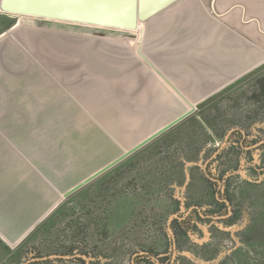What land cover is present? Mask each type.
I'll return each mask as SVG.
<instances>
[{
	"label": "rangeland",
	"instance_id": "374dc122",
	"mask_svg": "<svg viewBox=\"0 0 264 264\" xmlns=\"http://www.w3.org/2000/svg\"><path fill=\"white\" fill-rule=\"evenodd\" d=\"M215 3L219 8H210ZM7 13L0 14V138H8L16 164L40 169L46 190L42 205L32 209V217L35 212L40 217L14 254L0 241V264H24L31 252L43 249L44 236L69 246L77 222L101 232L103 253L106 219L110 264H130V252L140 242H153L165 260L173 255L167 226L172 211L194 204L219 209V190L205 176V162L223 180L221 191L231 199L233 214L202 220L187 232L174 224V264H264V145L227 143L212 156L232 127L219 130L220 139L196 125H190L186 141L178 130L162 138L179 122L71 195L62 194L191 108L186 97L196 102L187 117L218 112L206 107L210 101L225 111V127L244 125L243 145L263 139L264 89L258 88L264 86V0H183L142 23V34L140 28ZM139 51L186 97L157 74L160 80ZM241 57L249 59L242 63ZM187 71L206 75L182 82ZM201 83L212 86L202 93L196 89ZM223 124L217 122V128ZM187 140L200 149L188 152ZM185 156L193 159L181 173L176 164ZM35 185L32 192L39 193Z\"/></svg>",
	"mask_w": 264,
	"mask_h": 264
},
{
	"label": "water",
	"instance_id": "95a60500",
	"mask_svg": "<svg viewBox=\"0 0 264 264\" xmlns=\"http://www.w3.org/2000/svg\"><path fill=\"white\" fill-rule=\"evenodd\" d=\"M177 1L179 0H0V12H9L14 15L29 14L40 19L66 20L71 23H83L86 25H104L110 28L130 31L136 29L138 23L151 19ZM194 110L195 106H191V108L183 111L129 149L124 150L119 156L68 188L63 192V196L71 195L128 155L136 152L181 122ZM232 130L233 128L226 133L221 145L212 156L216 155L226 145V140ZM263 141L261 140L259 143ZM256 145L258 144L254 146ZM205 165L206 162L203 165L204 170ZM229 214L230 210L227 215ZM172 217L173 215L170 216L168 224ZM169 231L172 233L170 228Z\"/></svg>",
	"mask_w": 264,
	"mask_h": 264
},
{
	"label": "flooded vegetation",
	"instance_id": "af4514ba",
	"mask_svg": "<svg viewBox=\"0 0 264 264\" xmlns=\"http://www.w3.org/2000/svg\"><path fill=\"white\" fill-rule=\"evenodd\" d=\"M4 13V12H0ZM8 14V13H7ZM235 128L230 132V134L234 131ZM241 132V147H245L247 149H259L261 146L264 145V141L259 143L261 140L255 141L254 143L244 144V133ZM229 134V136H230ZM228 136V137H229ZM228 140V138H227ZM226 140V144H227ZM255 144H258L254 146ZM261 145V146H260ZM224 147V146H223ZM222 147V148H223ZM221 148V149H222ZM205 176L208 177L214 185L217 186L218 193H216L215 201L220 206L221 203H224L226 206L225 213L220 215L221 212L219 209L211 210V209H204L199 204H194L188 207L187 211L184 212H174L169 215L168 220L171 215H173L170 223L167 226L168 230L171 229V249L174 255V249L176 246L175 242V226L174 224L180 223L182 228L193 229L199 228L197 222H200L205 219H228L232 214L231 208V199L227 196L224 191H221V181L217 178L216 174L208 173L205 165ZM75 207H81L77 204H73ZM230 214L227 215L229 213ZM218 213V214H216ZM227 215V216H226ZM81 217H77L75 220L78 221ZM75 230L72 234V240L70 241V245L67 246L63 239H50L47 236H44L43 240V249L39 252H31L27 259L24 261V264H110V257L105 255V251L110 249V236H109V221L108 219L105 220L103 225V253L100 251L101 247H98L99 241L98 238L101 236V232H94L93 230H85L86 227L81 225L79 222L75 224ZM191 227V228H189ZM135 240L138 239L135 237ZM140 240V239H139ZM139 242V241H138ZM143 245L141 242L137 245L135 244L133 247L134 249L130 252V264H144L145 260L151 261L155 264H174V257L167 259H163L161 256L162 254H157L154 250V245ZM108 262V263H106Z\"/></svg>",
	"mask_w": 264,
	"mask_h": 264
},
{
	"label": "crops",
	"instance_id": "0c3cea01",
	"mask_svg": "<svg viewBox=\"0 0 264 264\" xmlns=\"http://www.w3.org/2000/svg\"><path fill=\"white\" fill-rule=\"evenodd\" d=\"M182 1L183 0L177 1L173 5H171L164 11H162L161 13L152 17L151 19L145 22L139 23L137 28H140V30L139 29H136V30L141 31V34H142V30H141L142 23H146L148 21L153 20L154 18H156L157 16H159L166 10L172 8L173 6L179 4ZM211 6H214L215 9L219 8V5L216 3L210 4V8ZM93 26L107 27V26H101V25H93ZM140 35H138L139 36L138 39H140ZM260 41L262 42V44H264L263 39H260ZM245 45L249 47V45L247 44ZM140 53L150 63V65H152L153 69L156 70V73H155L154 72L155 70L153 71L149 68L157 77H158L157 74H161L165 76L169 81H171V79L162 70H160L156 65H154V63L151 60H149L142 52ZM262 55L263 54L259 52L258 56H262ZM253 57H255L254 54L251 55L250 58H253ZM246 59H249V58L241 57L240 61L244 63ZM204 61L205 60H203V62ZM238 61L239 59L236 58L234 62H238ZM230 63L232 64V62ZM217 67L220 68L219 65H217ZM205 75H202V76L204 77ZM201 77H199V75L197 76L196 72L190 73V71H187L184 76H180L179 78L183 82L188 79L201 80L202 79ZM212 77H216V76L212 75ZM164 78H162V80L165 83V86L169 90L172 89V86L168 82H166ZM203 80H205V78H203ZM172 84L174 86V91L176 92V95L178 94L180 96L186 97L185 93L174 82H172ZM201 84L202 85L196 84L197 86L196 89L201 90L202 93L204 92L206 93L208 88L212 86V85L206 86L203 83ZM195 93H199V91ZM187 94L190 95V93H187ZM186 98L189 99L190 100L189 102H191L190 104H193V106H195L196 108V102H192L193 100H191L188 97ZM7 139L8 138H5L3 135L0 138V241L2 242V244L7 246L6 248H11L13 250L12 254H14V248H16L24 240V238L27 236V234L31 230L32 225H34V223H36L37 219L40 217V215L36 216L37 214L36 212L33 213L34 217H32V209L38 208L42 205L41 200L43 201L42 196L43 194H45L46 182L45 180H42L41 174H39L40 169L32 168L29 164L28 165L16 164L14 149L13 147H11L12 151L9 150V143ZM22 159L24 161L27 160L24 157ZM32 184H36L40 190L43 188L44 192H40V190H39V193L32 192V189H31ZM46 212H47V209L43 212V215Z\"/></svg>",
	"mask_w": 264,
	"mask_h": 264
},
{
	"label": "trees",
	"instance_id": "16d2710c",
	"mask_svg": "<svg viewBox=\"0 0 264 264\" xmlns=\"http://www.w3.org/2000/svg\"><path fill=\"white\" fill-rule=\"evenodd\" d=\"M260 89H261V92H262V90L264 89V86L262 88H258V90H260ZM262 93H264V92H262ZM208 103L209 104L206 107H209L210 105H212V108L213 109L217 108L218 112H216V113L215 112L214 113L208 112L207 115L202 116V117H200V116L199 117H196L195 116L194 117L195 118L194 119L195 121L192 119V117H186L178 125H176L175 127H173L171 130L167 131V133H165V135H162V138L165 137V136H167V135H169V134H171V133H173L175 130H178L179 132L180 131H184L182 133L183 136H180L179 138L186 141L185 137L189 138L191 136V135L188 134V133H190V129H189L190 125H193V126L196 125V127L200 128L201 130L203 129V131H205L208 134L209 138H210V135H212L211 138L220 139V135L218 134L220 131H221V134H222V131H224V129L226 131L230 127H232V128L235 127L234 131L228 137L227 143L228 144L229 143L230 144H235L237 147L238 146L241 147L240 141H241V136L242 135H241V132L240 131H241L242 127H244V125H242V124H239L238 125V123L233 122V123H231L230 126L227 125L225 127L224 124L222 123L223 122L222 120L224 118L223 117V114H224L225 111H222L223 113H220L219 112V107H217L218 106L217 104L214 105L213 103H210V101ZM217 122H218V124H223L222 127L217 128L218 127L217 126ZM165 138H167V137H165ZM192 144L193 143H191L190 141L187 140L186 147L188 149V152H192L194 150L195 151H198L200 149L199 147H195ZM195 148L198 149V150H196ZM160 152L161 151H158V153H160ZM184 158H186V159H184ZM184 158H182V159L180 158V163H177L176 164L177 170H179L181 173H183L184 165L186 163H188L191 159H193L192 157H188V156H185ZM206 169H207L208 173H212L211 171H209V168L208 167ZM212 174H214V173H212ZM178 181L180 183V179ZM219 210L221 211L219 213L220 215H222V214L225 213L226 206H225L224 203H221L220 204ZM216 214H218V213H216ZM176 224L178 226V229H180L182 231L187 232V231H190L191 230V229H188L187 230V228H182L181 225H180V223H176ZM189 228H191V227H189Z\"/></svg>",
	"mask_w": 264,
	"mask_h": 264
},
{
	"label": "bare ground",
	"instance_id": "6f19581e",
	"mask_svg": "<svg viewBox=\"0 0 264 264\" xmlns=\"http://www.w3.org/2000/svg\"><path fill=\"white\" fill-rule=\"evenodd\" d=\"M139 25V24H138ZM139 33V32H138ZM139 37V36H138Z\"/></svg>",
	"mask_w": 264,
	"mask_h": 264
}]
</instances>
